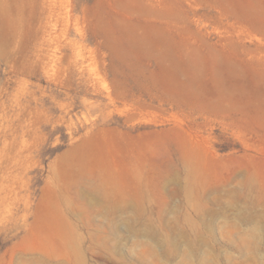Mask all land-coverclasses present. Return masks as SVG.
<instances>
[{
    "label": "rangeland",
    "instance_id": "obj_1",
    "mask_svg": "<svg viewBox=\"0 0 264 264\" xmlns=\"http://www.w3.org/2000/svg\"><path fill=\"white\" fill-rule=\"evenodd\" d=\"M0 264H264V0H0Z\"/></svg>",
    "mask_w": 264,
    "mask_h": 264
}]
</instances>
